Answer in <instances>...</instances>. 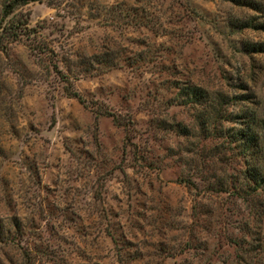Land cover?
Segmentation results:
<instances>
[{
  "label": "rangeland",
  "instance_id": "374dc122",
  "mask_svg": "<svg viewBox=\"0 0 264 264\" xmlns=\"http://www.w3.org/2000/svg\"><path fill=\"white\" fill-rule=\"evenodd\" d=\"M12 15L33 31L0 51V264H264V191L233 192L245 158L183 90L236 96L227 132L264 121V0Z\"/></svg>",
  "mask_w": 264,
  "mask_h": 264
},
{
  "label": "trees",
  "instance_id": "16d2710c",
  "mask_svg": "<svg viewBox=\"0 0 264 264\" xmlns=\"http://www.w3.org/2000/svg\"><path fill=\"white\" fill-rule=\"evenodd\" d=\"M30 1L38 0L3 1L0 16V51L6 48L7 40H17L23 31H33V28H27V22H22L17 15H12L17 6L27 4ZM10 15L12 17L7 19ZM252 26V22H246L243 25V27ZM183 90H185L186 101L200 107L198 118H200L202 131L207 135L221 136V138L227 140L226 142L230 147L236 148L237 153L244 156L246 164L241 184H234L232 188L235 194H240L242 197L254 201L255 197L264 191V121L252 113L243 114V117L240 116L241 114L236 113L234 118L240 119L241 117L243 126L236 132H227L226 129H223L222 126L219 127L217 124L219 119L229 120L228 116H225V108L238 99L236 96H230L221 91L217 96L211 97L206 92L190 85L183 87ZM68 93L72 97L81 99L77 91L70 90ZM180 131L184 133L187 128L180 126ZM220 183L224 184L222 181Z\"/></svg>",
  "mask_w": 264,
  "mask_h": 264
}]
</instances>
